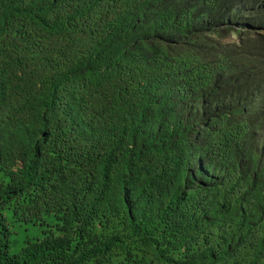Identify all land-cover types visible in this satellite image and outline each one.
<instances>
[{
	"label": "trees",
	"instance_id": "trees-1",
	"mask_svg": "<svg viewBox=\"0 0 264 264\" xmlns=\"http://www.w3.org/2000/svg\"><path fill=\"white\" fill-rule=\"evenodd\" d=\"M262 92L264 0H0V264H264Z\"/></svg>",
	"mask_w": 264,
	"mask_h": 264
},
{
	"label": "rangeland",
	"instance_id": "rangeland-1",
	"mask_svg": "<svg viewBox=\"0 0 264 264\" xmlns=\"http://www.w3.org/2000/svg\"><path fill=\"white\" fill-rule=\"evenodd\" d=\"M26 236H32V237L42 236V233L39 227L38 228L31 227L28 230L23 231L21 235L16 236V240L20 243L22 242L23 237H26ZM13 252H15V250H13Z\"/></svg>",
	"mask_w": 264,
	"mask_h": 264
},
{
	"label": "clouds",
	"instance_id": "clouds-1",
	"mask_svg": "<svg viewBox=\"0 0 264 264\" xmlns=\"http://www.w3.org/2000/svg\"><path fill=\"white\" fill-rule=\"evenodd\" d=\"M259 101L264 102V92H262V95H259Z\"/></svg>",
	"mask_w": 264,
	"mask_h": 264
}]
</instances>
